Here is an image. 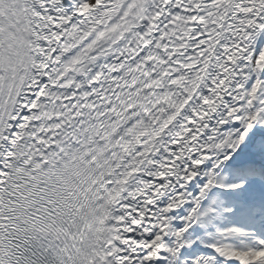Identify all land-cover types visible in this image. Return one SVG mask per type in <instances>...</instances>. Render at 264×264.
<instances>
[{
	"label": "snow or ice",
	"instance_id": "snow-or-ice-1",
	"mask_svg": "<svg viewBox=\"0 0 264 264\" xmlns=\"http://www.w3.org/2000/svg\"><path fill=\"white\" fill-rule=\"evenodd\" d=\"M0 264H264V0H0Z\"/></svg>",
	"mask_w": 264,
	"mask_h": 264
}]
</instances>
